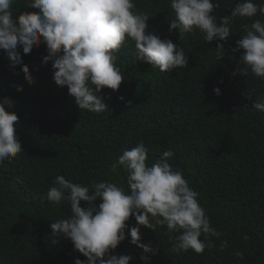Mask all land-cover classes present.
<instances>
[{
    "label": "trees",
    "instance_id": "16d2710c",
    "mask_svg": "<svg viewBox=\"0 0 264 264\" xmlns=\"http://www.w3.org/2000/svg\"><path fill=\"white\" fill-rule=\"evenodd\" d=\"M218 2L220 7L213 12L217 22L241 0ZM29 3L16 0L13 15L34 11ZM134 3L150 16L148 31L182 46L189 63L186 68L162 72L137 59L134 42L129 40L117 52L125 79L116 91L102 90L110 107L105 112L80 110L67 86L54 82L52 62H42L48 55L45 44L30 56L21 48L33 84L25 79L21 65L13 67L0 49V98L8 96L15 102L23 148L15 158L0 162V264L86 260L70 239L55 237L58 242L52 243L50 225L68 218L70 205L62 200L56 207L47 201L42 206L39 196L54 185L58 175L90 188L100 181L127 187L123 170L114 173L110 165L140 142L149 149V164L164 150H173L170 164L199 193L201 206L221 236L211 237L214 246L203 253H175L176 233L169 234L166 226H157L156 231L142 227V243L150 244L154 254L132 244L130 235L112 254L130 255V264H146L142 255L151 257L147 264H264V112L254 108L259 99L264 101V79L251 72L247 77L233 75L243 66L239 57L244 50L233 52L245 34L242 26L264 21V16L236 17L227 42L209 43L199 30L182 40L178 29L169 31L174 18L170 0ZM221 43L226 54L218 61L215 48ZM16 85L23 91H17ZM216 87L220 95L214 92ZM95 203H100L99 198ZM127 224L135 226V217ZM224 240L228 247L221 251Z\"/></svg>",
    "mask_w": 264,
    "mask_h": 264
},
{
    "label": "clouds",
    "instance_id": "9594fccd",
    "mask_svg": "<svg viewBox=\"0 0 264 264\" xmlns=\"http://www.w3.org/2000/svg\"><path fill=\"white\" fill-rule=\"evenodd\" d=\"M15 2L0 0V49L5 50L13 67L21 65L25 79L33 84L32 71L23 63L22 53L30 56L45 44L48 55L42 58L43 64L52 62L54 82L67 86L80 110L99 114L110 108L101 93L105 87L118 90L125 79L117 65V52L129 40L134 42L137 59L162 72L186 68L189 63L182 46L148 31L150 16L137 10L134 0H30L28 8L34 11H24L18 17L11 10ZM170 7L174 18L169 31L178 29L182 40L185 34L199 30L209 43L227 42L236 17L264 16V3L254 0H241L219 22L213 14L220 7L218 0H170ZM242 27L245 34L236 41L233 52L244 50L239 57L243 66L239 64L233 75L247 77L251 72L264 79V21L256 19ZM215 49L216 59L222 60L224 45ZM15 87L23 91L22 86ZM214 92L220 95L221 89L216 87ZM254 108L264 112V101L259 99ZM19 123L14 100L0 98V162L15 158L23 150L17 134ZM148 153V147L140 142L125 149L110 165L114 173L123 170L127 187L100 181L90 188L58 175L54 185L39 196L42 206L47 201L56 207L62 200L70 205L71 215L55 220L50 227L53 244L58 242L55 237L70 239L74 249L87 258H77L75 264H130V255L112 254L129 235L132 244L154 254L150 244L142 243V227L156 231L157 226H166L169 234L176 233L175 253H203L214 246L211 237L221 236L201 206L199 193L189 186L184 173L170 164L173 150H164L151 164ZM132 216L137 224L129 228L127 221ZM227 247L224 240L220 250ZM141 259L147 264L151 257L142 255Z\"/></svg>",
    "mask_w": 264,
    "mask_h": 264
}]
</instances>
